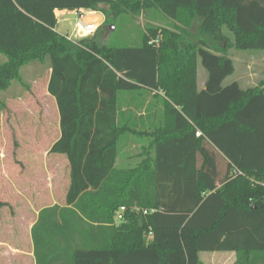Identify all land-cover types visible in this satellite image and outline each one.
Returning a JSON list of instances; mask_svg holds the SVG:
<instances>
[{
  "label": "trees",
  "instance_id": "16d2710c",
  "mask_svg": "<svg viewBox=\"0 0 264 264\" xmlns=\"http://www.w3.org/2000/svg\"><path fill=\"white\" fill-rule=\"evenodd\" d=\"M56 10L106 20L93 37L72 40L56 30ZM151 10L172 26L147 24L135 47L99 38L120 17ZM232 47L264 51V0H0V91L49 59L61 129L49 153L69 167L65 208L42 209L32 228L36 264L60 255L71 264H201L209 247L234 253L235 264H264V86L225 84L235 73ZM125 92L153 93L164 110L147 148L154 157L132 169L116 167L129 124L142 121L122 112ZM217 163L227 167L219 183ZM208 196L215 216L197 224ZM6 206L0 200V213ZM178 216L186 220L169 223Z\"/></svg>",
  "mask_w": 264,
  "mask_h": 264
},
{
  "label": "rangeland",
  "instance_id": "374dc122",
  "mask_svg": "<svg viewBox=\"0 0 264 264\" xmlns=\"http://www.w3.org/2000/svg\"><path fill=\"white\" fill-rule=\"evenodd\" d=\"M92 13H97L96 16L100 17L99 21H95L99 24L95 33L91 36L79 33L76 24L79 20L92 23L89 21V16H95ZM66 18L69 20L58 27V32L69 38L72 37L73 40L93 37L106 20L102 12L88 11L79 15L67 14ZM149 23L161 27L172 26V23L160 12L151 10L137 16L129 14L120 17L114 24L109 23L99 38L114 47L139 46L142 42L143 30ZM224 34L233 45L234 36L227 29L224 30ZM228 57L234 61L235 73L226 79V85L237 81L248 89L264 84V51H240L232 47L228 51ZM0 58L6 61L3 55H0ZM49 66V59L44 63H31L22 69L18 82L14 81L8 91L0 92V200L11 204V207H4L0 213V241H6L10 246L20 248L24 252L31 246L29 237L25 238L23 231V226L26 224L24 219H32L30 208L26 205L27 201L32 202L37 208L48 205L41 195L47 184L46 181L49 180L48 183L53 188V201L63 205L70 185L69 169L62 161L63 156L51 160L54 157L48 155L46 160L49 165L53 162L55 169L49 174L45 172L47 166L44 165V158L49 148L44 142V134L47 129L54 131L58 125L57 118L51 111L52 100L46 91ZM207 76L206 70L199 61L198 84H202ZM2 98L4 102L1 101ZM12 99L15 101L12 102ZM123 144L124 142L120 145V149ZM136 152L134 149L131 153L136 154ZM140 162L139 157L127 158L125 155L119 158L118 167L124 168L127 165L134 167ZM15 188L20 193L15 191ZM216 208V201L208 196L195 222L204 224L206 219L215 216ZM184 219V216L168 218L169 223L174 224L181 223L186 220ZM146 238L150 239L151 235ZM221 253L209 247L200 254V262L201 264L234 263L235 258L232 254L222 257Z\"/></svg>",
  "mask_w": 264,
  "mask_h": 264
},
{
  "label": "crops",
  "instance_id": "0c3cea01",
  "mask_svg": "<svg viewBox=\"0 0 264 264\" xmlns=\"http://www.w3.org/2000/svg\"><path fill=\"white\" fill-rule=\"evenodd\" d=\"M85 12H87V11L82 10L81 12L78 13L76 11L75 12H69V11L56 10V16L58 19V25H57L56 30L58 31V27L62 23L67 22L69 20L66 18L67 14L68 15H72V14L77 15L78 14L79 15V14L85 13ZM92 14L94 15L97 13H92ZM99 19H100V17H97L96 15L95 16H89V21H92V22H95V21L97 22V20L99 21ZM70 25H72V24H70ZM70 39H72V37H70ZM0 55H2V54H0ZM5 62L2 58H0V66H2ZM51 72L52 71H51L50 66H49V74H48V78H47L46 91H47L49 80L51 77ZM20 77H21V75H20ZM207 78H208V76H207ZM207 78L206 77L204 78L202 84H198L199 90L205 89ZM18 80H14V81L18 82ZM12 83H11V86H12ZM238 83L241 85L240 82H238ZM11 86H10V88H11ZM259 86H264V84H259ZM241 87L243 89H247V88H244V86H242V85H241ZM8 90H6V91H8ZM6 91H0V92H6ZM16 97H18V96H16ZM49 97L52 100L51 111H52V113H54V116L57 118L58 125H57V128L54 129V131L47 129L45 131V134H44L45 135L44 142L46 144H48V148H49L48 152L46 153L45 158H44V165L47 166V169L49 167V170L45 169V172L48 174L50 172L54 171L55 168L53 166V162H50V165L48 164L46 157L48 155L53 156L54 158L51 160H55L58 158L59 155L55 156L54 154H51L49 152H50L51 148L53 147V145L61 137L60 114H59V110H58V105H57L56 100L53 97H51L50 95H49ZM153 97H154V94L152 93L151 95L146 94L144 100L140 99L141 101H144V106L142 107L141 110L137 111L135 109V105H141V103H142L140 100H138L137 94L136 93L134 94L132 92H125V93L121 94L120 105H121L122 112H124V114L128 118H137V119H141L142 121L137 122V123H133V124L131 123L132 125L129 124L131 126L130 131L127 132V135H125L121 139L120 144H119V149H120V145L124 142L122 149H120L119 158L121 156H125V155L127 156V158L128 157H131V158L139 157L141 159L140 163H142L148 157L149 158L154 157V150L153 149H147V148H149L152 145L151 144L153 141V136H151L152 133H154V130L158 129L159 126H161V124H163L164 110L162 107V103L159 102V100H153ZM1 101L4 102V98H2ZM11 101L14 102L15 100L12 99ZM138 133H143V134L148 133L149 134L148 136H150V137H138L137 135H135ZM134 149H135V151H137L136 154L131 153L134 151ZM146 152H147V154H146ZM131 154H133V155H131ZM59 158H61V157H59ZM62 158H63L62 161H64L65 165L68 167L67 161L65 160L64 157H62ZM119 158H118V160H119ZM118 160L116 163V167L118 169H132L133 168V167L128 166V165H127V167H124V168L118 167L119 166ZM140 163H138V164H140ZM216 167H217L218 171H219V169H221V172H220L219 176H215V178H213V179H214V181L219 183L226 176L227 167H226L225 163L224 164H218L217 163ZM68 169H69V167H68ZM46 182H47V184H46V186H44L43 194L41 195V197H43L45 199V201L48 203V205H46L45 207H42V208H37V206L34 207L32 202L27 201V204H26L30 208V214L32 215V219L31 220L29 218L24 219L26 224L23 226V231L25 232L24 237L25 238L27 236L29 237L30 242H31V246L29 245L30 246L29 249L26 252H24L20 248L10 246L6 241H3V242L0 241V264H16V263L19 264L20 262H21V264H36L35 247H34V242L32 239L31 231H32L33 226L36 224V222L38 220L40 211L44 208L53 207L56 205L60 206V208H65V203L63 205H59L56 203V201H53V190H52L53 188H52L51 184L48 183L49 180H47ZM15 191L18 192V190L16 188H15ZM18 193H20V192H18ZM9 207H11V204H9ZM33 216H35V217H33ZM71 216L73 217V214H71ZM69 247H68V249L71 250V246H69ZM229 254H232L235 258V261H236V255L234 253H224V252L221 253L222 257L223 256L228 257L227 255H229ZM235 261L233 264H235ZM53 264H71V262L68 258V255H66L65 258L63 255H60L59 258L56 260V262Z\"/></svg>",
  "mask_w": 264,
  "mask_h": 264
},
{
  "label": "built area",
  "instance_id": "2783aa9c",
  "mask_svg": "<svg viewBox=\"0 0 264 264\" xmlns=\"http://www.w3.org/2000/svg\"><path fill=\"white\" fill-rule=\"evenodd\" d=\"M97 15V14H94ZM101 21V20H100ZM99 24L98 23H88V22H83L82 20H79V22L76 24V28L79 30V33H83L86 36H91L95 33L97 26ZM198 136H200V133H198ZM157 210H152V211H145L144 214H153L155 213ZM125 212V208H121L120 211L117 212L116 216H115V221L116 223H120L123 220V214Z\"/></svg>",
  "mask_w": 264,
  "mask_h": 264
},
{
  "label": "bare ground",
  "instance_id": "6f19581e",
  "mask_svg": "<svg viewBox=\"0 0 264 264\" xmlns=\"http://www.w3.org/2000/svg\"><path fill=\"white\" fill-rule=\"evenodd\" d=\"M93 23V22H92Z\"/></svg>",
  "mask_w": 264,
  "mask_h": 264
}]
</instances>
